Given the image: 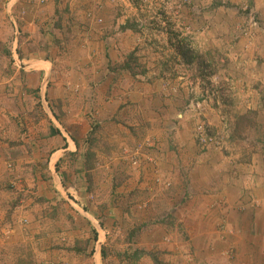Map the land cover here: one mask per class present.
<instances>
[{"label": "crops", "instance_id": "1", "mask_svg": "<svg viewBox=\"0 0 264 264\" xmlns=\"http://www.w3.org/2000/svg\"><path fill=\"white\" fill-rule=\"evenodd\" d=\"M162 3L165 14L178 5L177 27L188 25L190 13L196 43H232L228 57L236 72L226 81L234 107L264 113V0ZM112 6L108 0H47L44 5L7 0L0 10L1 22L6 18L16 32L20 26L33 35L20 44L23 65L7 75L0 72V246L1 234L10 233L3 216L11 201L31 192L39 200L43 192L58 191L62 175L75 193L91 172L94 184L126 182L113 196L138 189L156 204L147 213H133L138 220L146 215L153 227L146 244L136 245L130 264L141 255L147 256L146 264H264V143L235 153L202 152L191 118L185 114L176 120V102L168 101L166 110L168 102L156 105L150 89L122 68L117 72L126 75L114 82L104 68L108 62L120 66L121 50L129 47H109L116 35L103 41L98 32L110 23L101 16ZM48 87L52 100L45 101L41 93ZM34 89L40 92L39 109L32 100L27 105ZM87 152L95 155L93 164ZM7 161L13 168L4 178ZM76 195L86 196L80 189ZM9 237L26 238L19 230ZM39 255L35 260L42 264ZM92 258L94 264H106L96 247Z\"/></svg>", "mask_w": 264, "mask_h": 264}, {"label": "rangeland", "instance_id": "2", "mask_svg": "<svg viewBox=\"0 0 264 264\" xmlns=\"http://www.w3.org/2000/svg\"><path fill=\"white\" fill-rule=\"evenodd\" d=\"M46 1L38 0L41 5ZM108 1L114 9L101 17L110 23L106 30L98 29V32L102 34L103 41L116 35V40L109 39V47L121 46L125 50V46L129 47L127 51L121 50L123 61L120 66L108 62L104 68L114 82L126 75L117 72L118 68H122L121 71L133 75L136 81L143 82L142 85L150 89L149 95L156 96V105H162L164 101L176 102L175 110L179 118L176 120L185 114L191 118L188 120L193 124L196 145L202 152L215 150L224 153L228 149L235 153L238 149L253 148L264 143V113L258 109L244 111L243 107H234L232 86L226 81L231 80L236 72L228 57L232 43L223 41L213 47L208 42L196 43L189 12L185 16L188 25L177 27L180 14L176 3L171 11L168 10L169 14H165L163 0ZM6 2L0 0V10ZM19 13L23 15L26 10L22 9ZM17 29L16 32L6 18L2 22L0 19L2 75H7L8 70L15 72L23 65L20 44L26 36H33L20 26ZM36 33L39 35L35 29L34 35ZM65 70L59 69V73L63 76L61 72ZM42 92L45 101L52 100L49 87L43 88ZM29 93L28 108L32 100L34 107L39 109V89L30 90ZM170 105L168 102L165 110L170 109ZM200 135H205L204 143L200 141ZM95 160L93 155L90 164ZM11 163L6 162L4 178L13 168ZM90 173L89 176L86 174L84 186L76 188L75 193L67 187V176L62 175V187L56 193L44 190L46 192L38 200L31 192L23 200L9 203L8 211L4 212L3 225L10 233L19 230L20 236L26 238L10 241V233H2L0 264H37L35 255L38 254L42 264H94L92 254L95 247L101 251V260L106 264H130L132 252L137 250L136 245L142 246V242L146 244L153 227L152 222L146 220V215L138 220L133 213H147L155 209L156 204L148 201L145 192L141 193L138 189L127 190L126 197L113 196L115 188L120 189V185L126 182L94 184L89 179ZM44 177L48 178V173L45 172ZM2 182L6 181L3 179ZM165 185L169 187L168 183ZM79 189L86 194L85 197L76 195ZM137 191L140 194H136ZM131 195H134L133 200ZM14 212L17 216L12 215ZM128 216L134 218L132 223ZM8 222L11 226H8ZM41 246L43 249L39 251ZM74 248L79 250L73 251ZM139 257L132 264H146L147 256Z\"/></svg>", "mask_w": 264, "mask_h": 264}, {"label": "built area", "instance_id": "3", "mask_svg": "<svg viewBox=\"0 0 264 264\" xmlns=\"http://www.w3.org/2000/svg\"><path fill=\"white\" fill-rule=\"evenodd\" d=\"M43 1L44 0H39V2H43ZM246 11H247V9H246ZM246 11H244V12H246ZM248 14H251V13L249 12ZM248 19H249V23L251 24V26L256 28L258 23H257V20L255 19V17L251 14V15H249ZM204 136L203 135L199 136L200 137V141L203 142V143L205 142V137Z\"/></svg>", "mask_w": 264, "mask_h": 264}, {"label": "trees", "instance_id": "4", "mask_svg": "<svg viewBox=\"0 0 264 264\" xmlns=\"http://www.w3.org/2000/svg\"><path fill=\"white\" fill-rule=\"evenodd\" d=\"M97 129H98L97 125L96 126H92V129L89 132L90 137L97 131ZM54 133L57 134L56 131H54ZM87 154H88L87 155V159L89 160L93 156V154H91L90 152H87ZM87 159H86V161H87ZM87 164H88V161H87ZM76 250H79V249L76 248Z\"/></svg>", "mask_w": 264, "mask_h": 264}]
</instances>
